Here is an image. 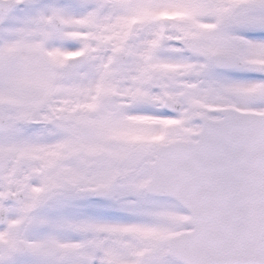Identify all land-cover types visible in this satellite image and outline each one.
Segmentation results:
<instances>
[{"label":"snow or ice","instance_id":"snow-or-ice-1","mask_svg":"<svg viewBox=\"0 0 264 264\" xmlns=\"http://www.w3.org/2000/svg\"><path fill=\"white\" fill-rule=\"evenodd\" d=\"M0 264H264V0H0Z\"/></svg>","mask_w":264,"mask_h":264}]
</instances>
